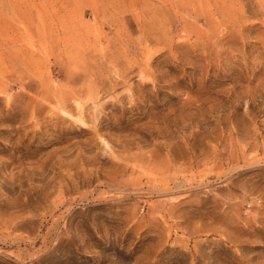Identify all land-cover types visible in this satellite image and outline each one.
Returning a JSON list of instances; mask_svg holds the SVG:
<instances>
[{"label":"rangeland","instance_id":"1","mask_svg":"<svg viewBox=\"0 0 264 264\" xmlns=\"http://www.w3.org/2000/svg\"><path fill=\"white\" fill-rule=\"evenodd\" d=\"M0 264H264V0H0Z\"/></svg>","mask_w":264,"mask_h":264}]
</instances>
